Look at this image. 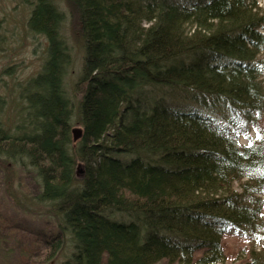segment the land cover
<instances>
[{
    "label": "trees",
    "instance_id": "16d2710c",
    "mask_svg": "<svg viewBox=\"0 0 264 264\" xmlns=\"http://www.w3.org/2000/svg\"><path fill=\"white\" fill-rule=\"evenodd\" d=\"M173 1H74L84 75L93 72L86 86L82 75L72 83L74 104L62 18L51 0H24L32 7L23 34L45 36L47 46L41 71L1 86L0 204L49 218L55 232L1 213L0 241L18 237L20 263L57 264L66 245L58 264H215L229 228L264 237V139H238L264 111V10L256 0ZM11 17L0 26V77L14 75L17 64H6L22 48ZM74 127L82 129L76 144ZM109 143L132 157L108 159ZM124 207L139 214L145 246L135 227L106 215ZM248 260L264 264V248H250Z\"/></svg>",
    "mask_w": 264,
    "mask_h": 264
},
{
    "label": "rangeland",
    "instance_id": "374dc122",
    "mask_svg": "<svg viewBox=\"0 0 264 264\" xmlns=\"http://www.w3.org/2000/svg\"><path fill=\"white\" fill-rule=\"evenodd\" d=\"M51 1L53 3H56L55 5H57L58 8L62 9L63 12L67 11V13L69 14V18L67 20L68 22L61 24V30H60V32L63 34L68 44L73 42L72 39H74V36L81 38L80 35L81 23L79 19V14L76 11V9H74V7L72 6L68 9L66 0H51ZM189 1L191 0H179V3L187 4ZM256 1L260 9L264 10V0H256ZM23 2L24 0H0V20H2L0 21V26H2V22L5 21L3 19H5L8 14L11 15L12 17L10 19H13V22L11 23H13V25L16 26L17 33L15 37L18 40V42L21 40L20 47H22L20 49V53L14 57L12 62L6 64V65H13V64H17V65H15L16 66L15 69L12 70V73L14 74L13 76L10 75V76L0 77V92H2L1 86L4 83H8V85L12 87L15 82L24 81L29 77L36 75L39 71H41L42 65L44 63L43 58L45 57V52H46L45 47L47 46V39L45 36L42 37L39 35L33 36V35L23 34L24 30H26L24 26L28 20L27 16L30 11V6H26V3ZM13 25L10 26L9 28L13 27ZM260 30L261 32H264V25L260 28ZM2 32H4V29H2ZM83 55H84L83 52L78 53V51L77 54L75 55V60L72 67L73 71L72 74H70L69 82H67L66 85V87L71 93L74 92L71 82L73 81L74 74L80 71V66L82 64V61L84 60ZM260 56H263V60H264V53H260ZM0 62L2 61L0 60ZM2 69H3V65L0 64V72L2 71ZM261 78L264 82V75ZM18 91H20V89ZM167 97L171 100L181 102V100L179 99H173L169 94H167ZM13 119L18 120V122H20L22 117L16 119V116H14ZM9 120L11 123L15 124V121H12L11 118H9ZM5 122H6V118L4 119V124ZM77 125L78 124L76 122L73 124V126H77ZM242 127L243 129L238 134L239 143L247 144L249 139H255L257 137V134H260L259 132L260 131L262 132L264 130V111L263 113H261V116L258 119L256 126L244 125ZM80 140L81 138L76 143H78ZM76 173L78 177H81L83 174V169L77 168ZM22 185L26 186L27 188L31 187V181L29 179H25L24 181H22ZM262 198H264V195H262ZM1 213L2 216L10 218L14 224L20 225L22 227L24 226L30 229L31 231L41 230L43 232H46L47 234H51L52 232H55V228L52 223V220H49V218L48 220L47 219L37 220L34 218L32 219L26 218L21 213H15V209H13L5 201V199H2V202L0 204V214ZM14 236L11 235L9 237L2 236L3 238H1L0 243H3V245H5L7 242L6 245L9 247L8 249L11 248L10 252L17 253L18 250L15 248L16 246L15 242H18V237H14ZM223 240H224L223 250L225 255L222 261H218L215 264H250V260H248L249 249L255 248L256 250H260L264 248V237H257L251 233L243 235L239 230H235L233 228H229L226 231L225 235L223 236ZM70 251H71L70 246L65 245L63 251H61V259L59 258L58 263L59 262L61 263ZM9 253L5 252V250L4 251L0 250V264H23V262L20 263L19 261L20 257L18 253L13 254V256L7 257L6 254ZM158 264H181V262L179 261L170 262L169 259H165L159 262ZM194 264H198V263H194Z\"/></svg>",
    "mask_w": 264,
    "mask_h": 264
},
{
    "label": "bare ground",
    "instance_id": "6f19581e",
    "mask_svg": "<svg viewBox=\"0 0 264 264\" xmlns=\"http://www.w3.org/2000/svg\"><path fill=\"white\" fill-rule=\"evenodd\" d=\"M67 1V7L68 9L72 6L74 7V9L76 8V5H74V1L75 0H66ZM174 4H178V1H173ZM56 3H54L55 5ZM32 6H30L31 8ZM55 7L57 9H54V11L56 12V14L58 16H60L62 18V23L61 24H64V23H67L68 21V18H69V14L66 12H63L62 9L58 8L57 5H55ZM77 11V9H76ZM61 24L59 26V38L61 40V46L64 48V57L68 59V64L70 63L71 65L67 68L66 70V73H65V83L67 85V82H69V76L70 74H72V67H73V64H74V60H75V55L77 54V51L78 53H84V45L82 43V38H78L77 36H74V39H72L73 42H71L70 44H68V42L66 41V39L64 38L63 34L60 32L61 30ZM80 39H81V42H80ZM76 44V45H74ZM84 60L82 61V64L80 66V71L76 72L73 76V81L71 82V84H75L78 82L79 80V77L82 75L84 76L83 80H82V83H81V88L83 86H86L88 84V82L91 80V78L93 77V72H90V70L86 69L87 71L85 72V75H84V71H85V68H84ZM94 75H95V72H94ZM80 89V88H78ZM156 92H155V95L157 97H160L162 96L163 94H165V91L167 90V88H163V86H156ZM74 91V90H73ZM76 92L77 93H80L81 92H78L77 91V88H76ZM75 91L73 93L69 92V96L72 98L71 102H73L74 104L76 102H74V96H75ZM144 99V98H142ZM151 101H153L151 99ZM119 122L120 123V119L117 117L115 119L112 120V123H117ZM107 134L111 137L113 136L114 134V130L113 129H110ZM72 141L74 144H76V142L78 141H75L73 139V134H72ZM106 148V147H105ZM106 150V153H107V157L108 159H112L113 161H127L129 160L132 156L128 155L127 152H124V149L122 148H117L115 147L113 144L109 143L107 148L105 149ZM79 165L77 166V168H82L83 169V164L78 162ZM149 166H152L151 162H147ZM77 170V169H76ZM112 209L109 208L106 210V215L107 214H110V217L112 220H114V223L118 224V225H123V227H128V226H133L135 227L136 229V235H137V241L138 243L140 244V246H145L146 245V238H144L142 236L141 233H139L138 231V225H139V222H140V216L139 214L136 212V209L133 208V207H124L122 212H119V211H111ZM122 213V214H121ZM60 252L63 251L62 249L59 250Z\"/></svg>",
    "mask_w": 264,
    "mask_h": 264
},
{
    "label": "water",
    "instance_id": "95a60500",
    "mask_svg": "<svg viewBox=\"0 0 264 264\" xmlns=\"http://www.w3.org/2000/svg\"><path fill=\"white\" fill-rule=\"evenodd\" d=\"M72 134H73V139L75 141L79 140L82 136V129L79 127H74L72 128Z\"/></svg>",
    "mask_w": 264,
    "mask_h": 264
},
{
    "label": "snow or ice",
    "instance_id": "6c2138e0",
    "mask_svg": "<svg viewBox=\"0 0 264 264\" xmlns=\"http://www.w3.org/2000/svg\"><path fill=\"white\" fill-rule=\"evenodd\" d=\"M257 138L258 139H264V136H261V135L257 134Z\"/></svg>",
    "mask_w": 264,
    "mask_h": 264
}]
</instances>
